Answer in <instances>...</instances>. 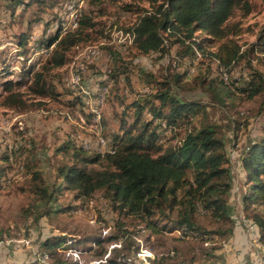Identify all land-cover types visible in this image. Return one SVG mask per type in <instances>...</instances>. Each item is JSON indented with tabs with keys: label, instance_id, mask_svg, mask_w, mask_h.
I'll return each mask as SVG.
<instances>
[{
	"label": "rangeland",
	"instance_id": "1",
	"mask_svg": "<svg viewBox=\"0 0 264 264\" xmlns=\"http://www.w3.org/2000/svg\"><path fill=\"white\" fill-rule=\"evenodd\" d=\"M20 1L12 6L11 0H0V84L6 73L16 74L17 70L12 71V67L25 64L17 58L19 52L12 51L20 36L27 38V52L20 54L25 59L30 53V38L38 46L42 44L44 36L53 32L57 19L55 9L66 0ZM245 1L250 11L243 14L242 10L235 9L229 19L238 23L239 33L231 37L244 53L229 71L219 70L208 55L219 42L207 45L204 55L195 51L193 56L180 57L178 46L170 44L167 32H163V52H137L127 29L139 14L150 8L153 0H84L80 16H89L94 22L88 38L67 51L64 65L47 69L44 59L35 69L43 71V79L51 85L53 93H32L28 90L30 77L17 89L21 103L8 104L4 102L8 92H3L0 85V165L9 167L0 189V264H51L55 258L73 261L71 255H66L68 249L77 252V264H108L105 262L108 260L114 264H212L214 250L227 238L226 222L198 213L195 222L205 235L181 236L167 229L152 233L139 219L114 211L99 192L86 202L76 200L73 192L64 190L56 167L69 163V159L67 153L56 149L77 134L92 138L89 131L79 127L81 119H86L83 102L79 105L75 99L80 96L82 101L80 88L67 85L76 64L83 66L79 85L90 93H96L103 83L106 87L98 110L100 131L108 142L118 133L120 119L125 126L133 124L136 130L147 119L143 111L135 123L133 108L126 107L139 90L146 87L147 92L153 93L171 74L182 73L178 85L169 84L171 93L198 102L201 107L191 114V126L210 125L223 141L232 175L227 197L229 216L240 225V196L245 186L239 157L264 132V88L251 97L244 90L252 72L259 73L264 81V51H258L256 44L264 0ZM87 46L97 47V58L90 60L83 55ZM142 71L150 74L151 81L143 78ZM111 74H115L114 78ZM13 91L16 89L9 92ZM178 130L180 133L181 127L167 128L157 142L167 144ZM168 143H175V139ZM7 154L8 164L2 160ZM32 172L39 174L41 183L37 182L50 197L41 198L31 191L36 184ZM242 213L247 218L252 213L264 215L258 205ZM156 223L159 227L163 222ZM51 236L62 237L64 243L48 257L39 244ZM139 248L148 250L151 257L145 260L136 257Z\"/></svg>",
	"mask_w": 264,
	"mask_h": 264
},
{
	"label": "trees",
	"instance_id": "2",
	"mask_svg": "<svg viewBox=\"0 0 264 264\" xmlns=\"http://www.w3.org/2000/svg\"><path fill=\"white\" fill-rule=\"evenodd\" d=\"M11 1L12 6L21 3L20 0ZM235 9L247 14L250 6L245 0H153L150 8L139 14L127 30L132 35L134 49L142 54L164 51L163 32H167L170 44L178 46L177 54L180 57L193 56L195 51L204 55L207 45L219 42L215 51L207 53L219 70L224 72L244 57L236 40L232 38L239 33L238 23L229 22ZM262 19L256 36L260 52L264 51V4ZM93 27L92 18L82 15L74 31L61 37H57L54 32L43 35L45 39L39 46L46 48L54 43L44 62L45 68L64 65L67 62V51L85 41L89 29ZM26 42V36H20L16 44L19 54L27 52ZM252 48L249 50L252 51ZM142 74L147 82L151 81L148 80L149 73L142 71ZM9 75L6 73L0 84L2 91L8 92L4 98L5 103H21L17 89L30 77L28 90L32 93H53L51 85L43 79V71L35 70L33 65L20 66L14 79L8 78ZM113 75L111 78H114ZM182 77V73L171 74L170 79L162 81L160 88L153 93L137 96L126 106L133 108L135 123L143 111L147 119L138 130L134 129L133 124L125 126L124 120L120 119L118 133L108 142L114 147L112 154L90 152L71 139L62 142L56 150L67 153L69 163L58 165L56 175L63 189L73 192L76 200L87 202L99 192L114 211L122 216L139 219L152 233L167 229L169 232L181 230V236L205 235L198 230L200 227L195 222L196 215L203 213L215 221L226 222L228 226L224 231L228 236L234 223L227 206L232 186L229 158L223 141L216 136L212 126H191V114L201 107L198 102L178 98L171 93L169 84L172 82L178 85ZM219 82L229 89L230 86L220 78ZM246 85L244 90L247 91V97H251L264 88V81L259 73L252 72ZM12 88L17 92H9ZM75 99L82 105L80 96ZM85 116L87 119L89 115ZM178 127H181L180 133L176 131L169 140L175 139V143L169 144L167 140V144L163 145L157 142L167 128L172 130ZM8 156L2 158L7 164ZM239 165L245 186L240 196L241 209L247 213L252 206L262 207L264 204V132L243 149ZM8 168L0 165V189L6 180ZM32 179L36 184L31 191L41 198L50 197L37 182H40L39 174L32 172ZM248 217L256 224L259 237L263 239L264 215L252 213ZM157 221H162V226L158 227ZM62 243V237L51 236L43 239L39 246L44 249L43 253L46 252L45 256L49 257ZM95 243H99L98 240ZM105 262L114 264L111 260ZM51 264L77 262L55 258Z\"/></svg>",
	"mask_w": 264,
	"mask_h": 264
},
{
	"label": "built area",
	"instance_id": "3",
	"mask_svg": "<svg viewBox=\"0 0 264 264\" xmlns=\"http://www.w3.org/2000/svg\"><path fill=\"white\" fill-rule=\"evenodd\" d=\"M83 2L84 0H66L61 5V7L55 9V11H57V19L55 24L53 25V32L57 33V37H61L69 32L74 31L77 28L78 20L81 15V8L83 7ZM30 39L31 41L29 44H31V46L29 55L26 56L25 59H23L20 54H18L17 58H19L21 61H24L25 65H33V68L36 69L40 66L41 62H43V60L49 56L50 50L53 47L54 43L50 44L46 48L38 47L37 44L34 43L33 39ZM12 51L17 52L18 48L14 47ZM98 52L99 51L96 46H87L83 51V55L86 58L92 60L97 58ZM82 67V64H76L73 67V71L70 73V78L67 85L72 89L75 88L77 85V87L80 88V95L82 94L81 98L83 106L85 107L86 114H88L89 116L87 117V119H81L79 127L83 128V130L89 131L92 135V138L87 139L84 138L81 134H77L74 138H72V140L78 141V143L84 149L94 151L99 154H112L114 152V147L110 145L107 139L102 135L99 125L100 114L98 106L102 104L105 98L104 94L106 92V87L102 86L97 90L96 93H90L88 90L79 85V82L81 83ZM12 69H16L17 71L19 70L17 66L12 67L11 70ZM14 76L11 74L8 77L14 79ZM147 91L148 88L143 87L136 93V97L147 93ZM261 208L264 213V204ZM238 221L244 229L246 240L251 244L263 248V252H261L255 257L253 264H264V238L261 239L259 237L258 227L251 219L247 218L246 215L242 212H240L238 216ZM180 231L181 230H173V232L177 235L181 234ZM66 255H71L73 261H75L77 258V252L72 249H68ZM136 257L140 258L141 260H145V258L151 257V253L144 248H139L136 252Z\"/></svg>",
	"mask_w": 264,
	"mask_h": 264
},
{
	"label": "crops",
	"instance_id": "4",
	"mask_svg": "<svg viewBox=\"0 0 264 264\" xmlns=\"http://www.w3.org/2000/svg\"><path fill=\"white\" fill-rule=\"evenodd\" d=\"M262 249L248 242L242 227L234 223L231 233L224 238L221 246L214 250L216 256L212 264H252L254 258L263 252Z\"/></svg>",
	"mask_w": 264,
	"mask_h": 264
},
{
	"label": "bare ground",
	"instance_id": "5",
	"mask_svg": "<svg viewBox=\"0 0 264 264\" xmlns=\"http://www.w3.org/2000/svg\"><path fill=\"white\" fill-rule=\"evenodd\" d=\"M257 247H259V246H257Z\"/></svg>",
	"mask_w": 264,
	"mask_h": 264
}]
</instances>
